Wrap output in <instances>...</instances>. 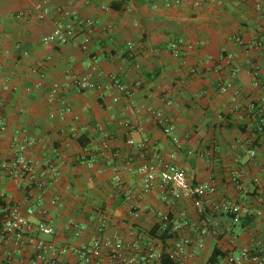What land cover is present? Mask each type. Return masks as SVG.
Listing matches in <instances>:
<instances>
[{"label":"crops","instance_id":"crops-1","mask_svg":"<svg viewBox=\"0 0 264 264\" xmlns=\"http://www.w3.org/2000/svg\"><path fill=\"white\" fill-rule=\"evenodd\" d=\"M45 1L0 0V164L29 140L26 158L37 179L47 163L59 172L42 200L30 177L0 173V201L7 206H0V264H86L74 254L53 256L46 245H91L101 217L108 220L107 236L118 235L126 245L139 242L143 251L152 244L158 252L164 245L150 235L156 225L170 216L174 225L188 220L178 239L204 247L187 264H208L215 250L236 253L264 242V138L256 139L264 117V0H222L200 9L187 1L169 8L165 0H48L97 23L89 53L76 42L46 43L59 16L38 19L36 7ZM21 12L30 14L24 22L15 17ZM179 42L193 50L176 57ZM72 74L90 76L100 89L79 93L66 87ZM110 75L131 87V98L111 88ZM55 83L65 87L62 97L71 112L50 102ZM227 84L232 87L221 93ZM150 110L171 118L173 135L164 133ZM155 156L185 170L194 187L215 185L216 193L203 200L204 214L193 198L163 188L159 178L144 192L140 169L158 163ZM117 174L122 184L115 182ZM223 201L250 208L242 221L247 227L213 212ZM14 207L42 211L34 221L51 224L56 235L4 239L3 215ZM70 221L84 228L79 237ZM101 264L117 263L104 256Z\"/></svg>","mask_w":264,"mask_h":264},{"label":"built area","instance_id":"built-area-1","mask_svg":"<svg viewBox=\"0 0 264 264\" xmlns=\"http://www.w3.org/2000/svg\"><path fill=\"white\" fill-rule=\"evenodd\" d=\"M185 1L189 2L195 8H203L207 5H219L222 0H165L167 7H179ZM37 17L40 21H45L52 17L54 14L59 16V19L55 22V28L52 34L47 39L46 43L50 46H66L72 43H78L80 49L85 52H90L91 46V33L97 27V23L92 19H81L74 16V14L62 7L53 6L50 1H45L36 7ZM1 15V8H0ZM29 13L21 12L15 17L19 21H26L29 17ZM132 48V44H129ZM191 51L193 46L179 42L175 48V56L180 57L183 50ZM25 55H28L25 52ZM91 61L96 63L98 59L92 57ZM3 71V66L0 63V74ZM238 70L233 72V77L237 75ZM111 88L117 90L123 97L131 98V87L125 83L121 78L116 75H110L108 77ZM68 88H74L79 93H85L91 90L100 89V86L95 84L90 76L70 75L68 76ZM232 87L231 84L223 85L221 87V93L226 94ZM65 87L59 83L52 85L48 94L50 102H59L64 106L66 113L71 112L72 108L67 101L62 97ZM31 92V89L28 90ZM119 99H115L118 102ZM135 108L134 105H132ZM156 117L157 123L162 127L164 133L168 136L174 133V124L171 118L166 116L162 112H155L150 110ZM7 129V125L1 126V131L4 132ZM264 138V117L261 116L260 124L257 131L256 139ZM174 142L179 144V139L175 138ZM129 144L135 146L136 142L130 140ZM33 146V143L26 140L24 143L17 146L14 159L9 162L0 164V173H7L11 177L17 180H23L26 177H30L36 184V189L40 193L39 200L45 198L48 194V190L52 183L59 178V172L54 163H47L41 174V178L37 179L36 169L34 165L26 158L28 150ZM139 148L142 151L147 150L148 142H142L139 144ZM108 149V146L105 147ZM257 152L255 149L250 150L249 156L255 158ZM158 160L156 164H146L141 167L140 172L143 175V190L145 193H150L153 189L154 183L159 178L163 188H171L174 192L183 196L191 197L195 201V205L200 214H204L205 206L203 200L205 197L214 195L216 188L214 184H205L194 187L188 181L186 171L174 164H166L162 161L161 157L155 156ZM83 160H86L83 158ZM88 166H92V162H87ZM128 163L126 169L130 170L131 167ZM115 182L122 184L123 178L120 174L115 176ZM258 182V181H257ZM234 183L240 187L239 178L234 179ZM60 203L58 198L52 201V204L58 206ZM213 212L220 215L230 216L232 222L236 225L242 223L245 217L252 214L250 208L246 205L234 203L232 201H223L215 203L213 205ZM42 215V211L38 212L34 208H28L24 213L21 208L14 207L10 211L5 212L4 216V228L3 238L8 239L11 236H16L18 242H22L27 237H34L37 235H44L53 237L56 235L55 228L46 222H35L34 218L37 215ZM257 215H262L258 213ZM163 227L162 231H166L168 217L162 219ZM190 222L186 219L182 220L181 225H175L173 232L177 235L182 232V229L189 227ZM69 227L73 229L76 235L79 237L83 232L77 222L70 221ZM108 229V220L105 217H101L98 220V237L96 240L88 246L82 248H63L58 249L53 244H47L46 249L53 255L60 254H74L81 261L86 264H101L104 256H108L117 264H155V262H161L162 252H158L154 245H150L146 251L142 250V245L139 242L126 245L118 235L107 236L106 231ZM162 243V242H161ZM203 244L195 245L194 242L187 237L179 238L178 236L172 241V247L168 252L170 258L177 264H187L188 261L195 257L196 252L203 249ZM131 253V256L128 255ZM136 254V255H132ZM224 264H264V242L258 243L252 249H243L240 252L228 253Z\"/></svg>","mask_w":264,"mask_h":264},{"label":"trees","instance_id":"trees-1","mask_svg":"<svg viewBox=\"0 0 264 264\" xmlns=\"http://www.w3.org/2000/svg\"><path fill=\"white\" fill-rule=\"evenodd\" d=\"M78 141H80L83 145V147H86L85 144L82 142V139H79ZM0 206L2 209H7V206L3 203H1L0 201ZM5 216V214L3 215V217ZM167 224V229L166 231H162V227H163V221H161L159 224L156 225V227L152 230L151 232V236L159 241L162 242V244L164 245V249H163V253H162V260H161V264H177L175 263L169 255V243L172 242L173 240H175L177 238V235L173 232L174 229V220L173 218L170 216L168 217V222ZM242 227H247V223L246 221L243 222L241 224ZM227 254H224L222 251L220 250H215L213 253V256L211 257L210 261L208 264H221V262L223 260H225Z\"/></svg>","mask_w":264,"mask_h":264}]
</instances>
